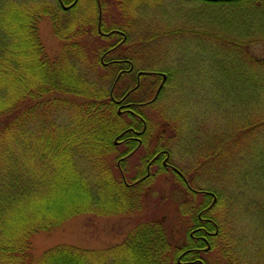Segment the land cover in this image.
Masks as SVG:
<instances>
[{
	"label": "trees",
	"instance_id": "16d2710c",
	"mask_svg": "<svg viewBox=\"0 0 264 264\" xmlns=\"http://www.w3.org/2000/svg\"><path fill=\"white\" fill-rule=\"evenodd\" d=\"M3 1L0 0L1 264H177L179 254L188 260L192 253L186 251L204 247L190 238V229H198L199 233L204 234L207 228L215 233L209 234L211 241L210 237H206L208 251L215 249L217 241L221 242L224 237L226 239L225 226L221 222L224 219L219 221L214 216L224 195L219 190L201 187L203 195L194 193L193 196L205 197L202 201L205 204L201 202L202 206L193 208L191 205V213L188 211L189 205L185 206L183 200L178 201L181 213L190 215L193 221L192 227L187 226L185 231V235L188 234L185 242L172 244L164 222L149 221L138 224L120 245L113 248L94 250L61 244L44 252L38 260L32 253L30 240L35 234L51 231L74 216L93 214L109 217L125 215L129 210H141L140 188L130 184L136 182L139 172L129 177L125 171L123 178L106 159L101 160L100 172L89 173L86 165L89 166L90 153L100 151L103 145L116 150L113 141L116 137L124 136L121 131L128 125L126 116L118 113L117 105L113 102V99L124 95V92L116 91L118 83L130 77L122 74L115 82L120 70L128 69L131 63L134 73L166 74L157 96L161 99L169 90L170 76L177 71L160 70L152 64L159 52L155 47H160L161 41L167 44L169 42L166 41L179 36L208 39L217 48H225L226 54H221V57L238 60L239 125L235 153L240 169L238 177L241 186H251L252 193L263 196L259 197L261 204L255 201L257 206L253 209H264V60L250 51L252 45L264 44V34L256 35L263 40H234L193 27H172L168 19H153L157 17V11L151 5L157 4L159 7L163 0H113L120 15L112 23L100 25L101 30L108 33L106 38L97 33L98 19L95 13L91 25L82 22L73 34L64 35L60 28L62 19H59L63 10L57 1L43 5L37 0H30V3L28 0H5V5H2ZM61 1L63 5L72 2ZM182 1L227 7L224 9L227 13L238 14V30H242L244 35L253 29L256 19L260 30L264 31V0ZM80 3L81 6L78 5ZM75 5V13L80 11L85 15L89 9L96 11L95 0H78ZM1 6L5 9L2 10ZM130 7L137 13L136 21L128 15ZM148 15H151L149 20L144 18ZM47 16H50L56 37L64 41L60 55L52 58L45 52L36 28V22ZM90 29V35L101 41V45L91 50L81 41L88 36L85 31ZM142 29L143 33L135 39L134 33ZM109 49L111 51L106 53ZM111 61L109 66L103 65V62ZM128 79L133 81L132 85L135 84L136 77ZM142 79L143 84L149 86V92L139 102H148L156 88L153 85L155 80L150 83L147 76ZM65 96H77L81 102L75 103L72 97ZM131 98L128 97V101L133 102ZM63 113L68 116L66 123L61 119ZM144 120L150 121L145 116ZM168 120L164 118L165 122ZM142 123L129 125L134 126L132 129L135 131V128L140 129ZM166 123L171 124L170 121ZM168 137L166 141L169 142L172 136ZM215 137L217 140L218 137ZM249 139L251 142L248 143ZM164 149L167 148L157 144L153 154ZM151 155L145 154L141 160L147 163ZM216 155L215 151L205 155L202 165L206 170L214 172L217 168H213L210 161L223 155L221 147ZM122 156L115 155L113 160ZM189 169L186 167L181 172H189ZM97 173H101V176ZM199 212L202 213L201 217L207 219L206 223L198 219ZM259 230H264V224ZM262 237L264 239V234ZM261 244L257 249L259 255L244 254V257H240L234 253V246L225 242L222 249L225 254L221 255L228 259L219 261L217 258L208 264H264L263 240Z\"/></svg>",
	"mask_w": 264,
	"mask_h": 264
},
{
	"label": "rangeland",
	"instance_id": "374dc122",
	"mask_svg": "<svg viewBox=\"0 0 264 264\" xmlns=\"http://www.w3.org/2000/svg\"><path fill=\"white\" fill-rule=\"evenodd\" d=\"M20 1L23 2L25 0ZM28 1L30 3V0ZM55 1L37 0L43 5ZM163 1L159 7L157 4L151 5L157 11V17H153V19H168L172 27H193L203 31H211L217 37L234 40H238V38L263 40L264 38L256 36L264 34V31L259 28L257 19L253 21V29L247 34L244 35L242 30H238V14L227 13V11H224L227 7L209 6L204 3L190 4L182 0ZM1 3L5 5L6 1L4 0ZM78 5L81 6V3ZM95 5L96 11L89 9L85 15L80 11L75 13V10L73 11L75 7H71L69 11H61L59 19H62L60 28L63 29V34H73L82 22L87 24V26L91 25L94 13L96 18L99 17L102 21L101 24H110L120 15L113 0H100L99 5L96 2ZM1 9L3 10L5 7L1 6ZM4 12L6 11L4 10ZM128 12L129 17L136 21L135 17L137 15L135 14L137 13L134 8L130 7ZM26 13L29 12L26 11ZM144 18L149 20L151 15ZM36 28L48 56L52 58L60 55L64 41L54 34L50 16L36 22ZM91 30L85 31L89 37L86 36L81 39L89 50L101 45L100 39L90 35L92 34ZM116 31L119 32L118 30ZM101 32L106 33L102 30ZM140 33H143V29L139 30L138 33H134L135 39L140 37ZM106 34L108 35V33ZM106 37L104 36V38ZM132 38H134L133 35ZM166 42L169 43L166 44L161 41V46L155 47L159 49V52L155 55L156 58L152 64L160 70H171L172 72L176 69L177 73L174 72L172 73L173 76H170L169 90L165 91L166 94L161 99L160 97H155L152 101L154 103L139 102L149 92V86L143 84V77L140 78V82L143 84L142 87L136 88L133 92H128V86L132 85L133 82L132 80L129 81L128 78L132 79V77H135L134 72L130 74V77L119 82L116 91L124 92V94L128 92L124 100L120 101V97L114 99L120 101L118 109L122 111L121 113L126 116V121H128V125L121 131L124 136L116 137L113 141V143L115 142L116 150H111L105 144L99 149L100 151L91 152L90 161L87 162L89 166L86 165L89 173L100 172V163L104 161L103 159H106L105 161H109L114 170L123 178L126 175V173L124 174L125 171L129 177L139 172L140 175L136 182H131L130 184H136L134 186L140 188L139 192L142 197L143 207L141 210H129L125 215L109 217L93 214L77 215L51 231L39 232L30 240L32 253L36 260L47 250L61 244L94 250L116 247L123 242L138 224L149 221L164 222L168 238L172 244L183 240L185 242L188 235H185V231L189 223L193 222L190 220V215L187 216L181 213V209L178 208V201L183 200L185 206L189 205V212L191 205H193L192 208L202 206L200 203L204 202L205 197H195L192 191L200 192L202 191L201 187L209 190H219L224 195L214 216L219 221L224 219L221 222L224 224V230L227 234L226 239L224 237L221 242L217 241L215 243L214 250L205 252L202 251L203 247L200 248L202 249L200 256L203 260L207 263L212 260L214 262L217 258H219V261H226L228 258L221 255L225 254L222 251L225 242L231 243L236 251L234 253L240 257H244V254H257V249L261 247L262 240L264 242L262 237L264 230H259L264 224V209L260 208L258 211L253 208L257 206L255 201L261 204L259 199L263 196L260 197L252 193L251 186L250 188L241 186L238 177L240 170L238 168V158L235 155L238 148L239 125L238 73L236 72L238 60L221 57V54H226L225 48L222 46L217 48L208 39L179 36ZM153 46L155 45L153 44ZM250 51L260 60H264V44L261 42L252 45ZM181 70L182 72H180ZM154 74L156 75L153 85H156V88L154 91L152 90L153 93L150 92L152 93L150 99L155 96L157 87L162 86L166 80V74L164 78L161 77L164 74L163 72ZM106 87H108V84ZM240 96L242 95L240 94ZM50 97L52 96L50 95ZM128 97H132L131 99L134 101H128ZM65 98H71L75 103L81 102V99L77 96H65ZM111 98L113 99V96ZM63 114H61L63 116L61 119L63 123H66L68 122V116L65 113ZM144 116L147 117V121H150L146 122ZM132 117H134L135 121L132 120ZM166 117L171 122L170 125L166 123L168 121H164ZM141 121H143L144 130L146 131H142L141 127L140 129L135 128V132L140 134H134L135 132L132 129L134 126L130 125L132 123H141ZM181 121L184 125H182ZM168 135L172 136L169 142L168 140L166 141L169 138ZM215 136L218 137L217 140ZM249 142H251L250 139L248 140ZM157 144L160 147L164 146L167 148L162 150L169 153V156H166L167 159H164V153L153 154ZM220 147L223 155L218 156ZM232 147L235 148L232 149ZM130 148L133 149L131 151L127 150ZM226 148L228 150L227 153H225ZM214 151L217 152L216 156L218 157L210 161V163H212L213 168H217L212 172L211 170H206L202 163L205 160V155L207 153L213 154ZM119 154L124 156L114 161L113 156ZM145 154L146 156L152 154L149 157V161L156 155L161 154L158 160L149 165L148 170L146 165H148L149 161L145 163L141 160ZM108 156L109 160L107 159ZM121 159L123 161H119ZM173 162L176 164L175 167ZM186 167H190L189 172L185 170L186 172L182 174L181 170ZM93 168L95 169L92 170ZM173 169L179 174H176L177 172ZM147 172H149L148 175H146ZM181 174L186 179L187 177L189 178L187 181L189 189L180 179ZM97 175L101 176V173H97ZM139 179L141 181H138ZM142 184L144 185L142 186ZM201 193L204 192L202 191ZM203 202L202 204L204 205L205 203ZM207 209H210V207ZM202 211L206 212V209ZM205 220L207 219L201 218L204 223H206ZM204 232L207 234L196 233H198L197 236L202 234V238L210 237L209 234L215 235L214 232L207 228ZM262 255L264 256V254ZM220 258H223V260ZM181 261L185 262L186 260L181 259Z\"/></svg>",
	"mask_w": 264,
	"mask_h": 264
},
{
	"label": "flooded vegetation",
	"instance_id": "af4514ba",
	"mask_svg": "<svg viewBox=\"0 0 264 264\" xmlns=\"http://www.w3.org/2000/svg\"><path fill=\"white\" fill-rule=\"evenodd\" d=\"M57 2H58V4H59V6H60V8L62 9V10H64V11H69L70 10V8L71 7H73L76 3H77V1L78 0H72V2H71V4L70 5H63V3H62V1L61 0H56ZM95 2L99 5V2H100V0L98 1V0H95ZM100 12V11H99ZM98 20H97V33L99 34V36H107V34L105 33H102L101 32V30H100V25H101V20H100V18L98 17L97 18ZM109 51H111L110 49L106 52V53H109ZM105 53V54H106ZM103 60V58L101 59V61ZM113 62H121V61H113ZM112 63V61L111 62H103V65L104 66H109L110 64ZM129 65V68L128 69H121L120 70V72L118 73V75H117V78L115 79V82H116V80L118 79V77L120 76V75H122V74H124V75H126V76H130V74H132V69H133V66H132V64L131 63H129L128 64ZM155 75L156 74H154V73H149V72H142V71H139V72H136L135 73V77H136V81H135V84L133 83V85H130V86H128L129 88H128V92H133L136 88H139V86H140V78L141 77H145V76H147L148 78H150L149 80H150V83H154L153 81L155 80ZM157 78H158V76H156ZM115 82H114V84L113 85H115ZM160 85V84H159ZM161 85L160 86H158L157 87V89H156V94H157V92L159 93V91H160V89H161ZM159 90V91H158ZM128 92L127 93H125L124 95H123V97H121L120 98V101H122V100H124V98L125 97H127V94H128ZM156 94H155V96L152 98V99H154L155 97H156ZM158 95V94H157ZM120 101L119 100H114L113 99V102L117 105V109H118V107H119V105L118 104H120ZM146 103H151V101H148V102H146ZM118 111V113H121L122 111L120 110V109H118L117 110ZM139 127H141V130L142 131H145L144 129H145V125L142 123L141 124V126L139 125ZM132 131V130H131ZM134 131V130H133ZM135 132V131H134ZM123 134V133H122ZM134 134H140V133H137V132H135ZM134 139H136V138H134ZM133 139V140H134ZM135 141H138V140H135ZM138 143V142H137ZM139 144H140V142H139ZM159 153V152H158ZM162 153H164V159H167L166 158V156H169V153L167 152V151H161V154ZM160 154V155H161ZM160 155L158 154V155H156L153 159H151V161H149V159H148V161H149V163H148V165H146L147 166V170H148V167H149V165L152 163V162H154L155 160H158V158H160ZM147 161V162H148ZM166 161V160H165ZM175 167V166H174ZM174 171H175V169H173ZM175 172H177V171H175ZM148 173L149 172H147V174L146 175H148ZM182 173V172H181ZM176 174H179V172H177ZM182 174H184V173H182ZM181 174V178L180 179H182V181L184 182V184H186V187L189 189V186H188V180H189V178L187 177V179L184 177V175H182ZM138 181H141L140 179L138 180ZM194 193H199V194H202L201 192L202 191H200V192H196V190H192ZM201 214L202 213H199L198 214V219L199 220H201ZM191 220V222H193L192 221V219H190ZM189 220V221H190ZM205 221H207V220H205ZM189 226L190 227H192L191 226V224L189 223ZM200 230H203V228L202 229H200ZM196 232H198V229H190L189 230V236H190V238L191 239H193L194 241H198V243H196L197 245H207V246H204L203 247V250L202 249H200L201 247H199V248H193V249H191V250H188V251H186V253H192L191 255L192 256H189L188 257V260H186L185 262H182L181 261V259H183L182 258V255L183 254H179V256L177 257V264H203V262H202V260H203V258L200 256L201 254H197V253H201L202 251H208L209 250V245H208V243H207V239H206V237H201V236H197V234L198 233H196ZM203 233L205 234L206 232H204L203 231ZM201 242L203 243V244H201ZM202 250V251H201ZM189 255V254H188ZM181 258V259H180ZM185 260V259H184ZM204 261V260H203ZM205 262V261H204ZM211 262H213V260L211 261ZM205 264H208L207 262H205Z\"/></svg>",
	"mask_w": 264,
	"mask_h": 264
},
{
	"label": "water",
	"instance_id": "95a60500",
	"mask_svg": "<svg viewBox=\"0 0 264 264\" xmlns=\"http://www.w3.org/2000/svg\"><path fill=\"white\" fill-rule=\"evenodd\" d=\"M207 1H233V0H207ZM163 77H164V75H163Z\"/></svg>",
	"mask_w": 264,
	"mask_h": 264
}]
</instances>
